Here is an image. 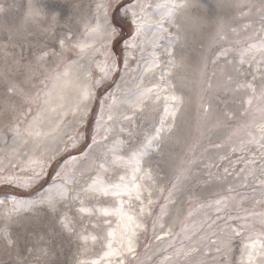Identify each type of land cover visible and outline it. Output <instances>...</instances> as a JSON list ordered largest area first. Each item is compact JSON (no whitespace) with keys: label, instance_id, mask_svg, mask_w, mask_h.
I'll return each mask as SVG.
<instances>
[{"label":"rangeland","instance_id":"1","mask_svg":"<svg viewBox=\"0 0 264 264\" xmlns=\"http://www.w3.org/2000/svg\"><path fill=\"white\" fill-rule=\"evenodd\" d=\"M164 1L0 0V264H79L103 255L102 243L85 244L80 235L105 236L116 228L118 217L81 214L80 201L95 210L123 200L127 210L128 197H93L83 189L97 175L107 183H119L123 175L128 182L131 150L146 133L161 127L162 118L159 148L141 158L142 171L137 173H151V179L138 181L143 204L131 200L142 225L136 229L135 251L109 259L113 264L119 259L124 264H238L249 237L256 238L264 216V116L258 102L251 108L244 103L250 93L237 85L252 82L258 87L264 75L260 52L245 55L240 63L241 53L264 40V0H176L190 7L199 35L196 55L186 49L190 59L183 71L179 61L168 64L163 39L154 49L144 33L136 47L128 46L136 35L131 11L140 15L138 4ZM98 4L110 5L108 18L119 33L102 46L104 41L91 32L104 10ZM165 27L174 30L167 23ZM60 39L69 48L76 43L92 47L82 54L70 48L63 56L37 59L53 48L60 51ZM154 50L161 55L156 71L161 70L163 80L156 71L145 76L138 70V63ZM102 69L110 70L106 78ZM154 83L182 98L175 118L164 113L163 99L153 103L156 93L142 111L123 106L122 101ZM13 86L27 99L9 92ZM84 88L90 90V99L83 98ZM168 103L172 109L174 102ZM116 108L122 110L115 113ZM119 141L123 143L116 156L124 160L113 164L109 149ZM101 163L107 171L99 168ZM8 179L13 183H6ZM61 186L67 188V197L57 200L54 211L41 201ZM13 201L24 207L13 213ZM65 214L72 232L60 223ZM233 228L241 235H233ZM4 230L13 245L3 239ZM229 237L231 251L225 256Z\"/></svg>","mask_w":264,"mask_h":264},{"label":"snow or ice","instance_id":"2","mask_svg":"<svg viewBox=\"0 0 264 264\" xmlns=\"http://www.w3.org/2000/svg\"><path fill=\"white\" fill-rule=\"evenodd\" d=\"M140 8V15L136 13V11H131L132 15V23L136 26L135 32L136 35L133 37L132 42L128 44L129 47H136V39L140 37L142 34L146 32L152 33V41L154 49L156 47H159L157 44V40L159 39H165L167 34L168 36H171V34L168 32V28L165 27V24L172 27L179 28V25L176 24L175 21V13L178 9H181L185 7V4L182 3H176L175 0H165L164 3H157L155 5H145V4H138L137 5ZM98 8L104 9V25L97 23V25L91 29V32L96 34L97 36H100L102 39H104L107 43H111L118 35V31L111 22L109 21V7L110 5H104V4H98ZM152 7L153 11L151 13L148 12V8ZM0 11H3L2 8H0ZM129 9H125V13ZM55 18V17H53ZM68 40L71 39V37H67ZM180 37L177 35L174 39L169 38L167 40V46L164 47V52L168 56V64L170 66H175V58H174V52L173 49L175 47V44L177 41H179ZM91 44H83V43H76L72 44L70 48H78L80 50V53H84L86 48H91ZM59 48L60 51H57L55 48L51 49L50 51H45L42 53L41 56H39L38 60H43L46 57L49 56H63V52L65 50H70L69 46L66 44L65 39L59 40ZM260 52L262 56H264V40H262L258 45L253 44L248 47V49L245 50V52L241 53V59L240 63L243 64L244 56L248 55L253 52ZM226 50L221 52L220 55H226ZM151 60L148 62V66L146 67V71H151L153 68L159 67L160 64V56L159 54L154 50L151 54ZM255 58V57H253ZM115 68V62L113 61L112 65L110 66V70ZM110 70H104V76L105 78L110 74ZM67 71L64 73V75H67ZM170 74V71L169 73ZM161 79L163 80L164 77L162 76ZM231 79V77H229ZM256 80V77L253 76V81ZM99 83V81L97 82ZM142 83V80H141ZM139 87V86H138ZM170 87V86H169ZM238 89H245L247 90L250 95L248 96L247 100L244 101L248 105L249 108L253 105L254 101L258 102L260 107H258V111L261 113L262 116H264V75L261 76V83L257 87L252 82H246L243 84L237 85ZM9 92H16L18 95H20L22 98L27 99L24 97V93L22 89H18L16 86H13L8 89ZM156 93L155 99L153 100V103L159 102L161 99L165 101V107H164V113L166 115H171L173 118H175L176 112L178 111V105L182 103V98L178 95H176L173 92L169 93V88H161L160 85H155L150 88H146L143 90H140L134 97V99L127 101L128 106L134 110H143L145 102L151 98L152 93ZM168 93V94H164ZM84 99H90L91 92L88 88H84L82 92ZM168 102H174V106L172 109L169 107ZM113 104H115V98H113ZM103 111V106H102ZM247 111V109H246ZM86 115V112H85ZM113 116L110 114L108 116V120H112ZM124 119L130 120L132 117L125 116ZM164 120L161 119V127L158 129H155V133L152 135L145 134L143 140L140 142L139 146L131 150V155L128 159L129 163H134L135 167L133 168V174L131 175V178L128 182H125L126 177L120 176L119 177V183H107L105 180L97 175L93 180L92 183L87 185L83 189L84 193L89 194L90 196L96 197V196H114V197H122L127 196L129 204V208L125 210L124 208V201L120 200L118 206L116 207H103L98 209L88 208L84 207V201L81 200V207L78 209V211L81 214L84 215H92L93 212H98L101 216L104 217H110L115 216L118 217V220L116 222L117 226L116 228H112L111 230L107 231L105 236H98V235H92V234H81L80 239L87 244L89 241H91L93 244H96L98 242L102 243V247H104L106 250L103 252V255H101L98 259H94L91 261H79V264H101V261H105L106 264H113V262L109 259L111 257H122L125 252L132 254L135 251L134 248V238L136 236V229L141 228L142 225L139 224L135 216L133 214V210L131 207V200L133 197L137 201H141V195L143 185L138 181H143L145 177L148 179H151V173L150 171H144L143 176H137V173H140L142 171L141 168V158L145 155H147L155 146L157 149L159 148V141L161 139V133L164 131ZM98 129L100 127L99 121L97 122ZM31 127V126H30ZM172 126L169 125L168 130L171 131ZM261 132L264 133V124L260 125ZM27 131V130H26ZM110 131V129H108ZM123 131V129H122ZM17 135H20L19 129H16ZM28 135H31L32 133L29 131L27 132ZM104 139H107V136L104 137ZM95 142V137L93 138ZM261 140H264V135L261 136ZM122 141L117 142L116 145L111 147L109 149L110 152L113 153L114 159L113 164H119L123 162L124 158L120 156H116V152L118 150L119 145H122ZM260 147L264 149V144H261ZM99 168L103 171H107V168L103 163L99 164ZM6 183H13L12 179H8L5 181ZM67 188H64L61 186V190L56 194L52 195L50 194L48 197L44 198L42 203H47L54 211L56 207V202L58 199H64L67 197ZM150 195V194H149ZM223 200H217V204L223 203ZM149 203H151V200H149ZM4 204L3 201H0V205ZM141 204H143V201H141ZM24 205L22 203H18L13 201L11 211L18 212L21 208H23ZM140 212H144V207L142 206L140 208ZM60 223L62 227L67 230L68 232L73 231L72 227V221L68 218V216L65 214V216L60 220ZM105 224H111L112 221L105 220ZM260 231L257 232L256 238L252 239L251 236L249 237L250 243H246L244 245V250L241 253V259L238 262V264H264V216L261 217L260 221ZM162 227V225H161ZM247 227L255 228V225H247ZM232 234L235 236L241 235L240 231H237V229L233 228ZM119 237V238H118ZM3 239L6 241V243L11 246L13 245L14 241L10 238V235L7 230L3 231ZM114 244H117L118 247H114ZM224 249H225V256H227L231 251V237H229L224 242ZM217 251H220L218 248ZM115 264H124L123 259H119L115 262Z\"/></svg>","mask_w":264,"mask_h":264},{"label":"bare ground","instance_id":"3","mask_svg":"<svg viewBox=\"0 0 264 264\" xmlns=\"http://www.w3.org/2000/svg\"><path fill=\"white\" fill-rule=\"evenodd\" d=\"M165 2V1H164ZM176 2V0H175ZM192 15V12H191V9L190 7H183L181 9H178L175 13V21H176V24L179 25V28H176V27H173L174 30L172 31H168L171 36H168L167 34L166 35V38L163 39L164 41L163 42H167V40L169 38L171 39H174L177 35L180 37L179 41L176 42L175 44V47L173 49V52H174V58L176 61H179L183 64V66H181L180 70H184L186 68V65L189 63V59H190V54L188 55L186 49H190L191 50V56H195L196 55V42L198 41V34L197 32L195 31L194 27L192 26H195L197 25V21H196V17H194V21L190 20V16ZM100 20H99V24H101L102 26L104 25V10L102 11L101 13V16L99 17ZM109 19V18H108ZM151 32H147L145 33V37L147 38V40L149 39V41H152L153 37H152V34H150ZM99 39L101 40V42L104 41L102 45H105L107 44V42L102 39L100 36H98ZM145 38V39H146ZM144 39V40H145ZM162 39H159L157 40V44H159L161 42ZM91 42V41H90ZM192 42V46H194L193 48L190 47V43ZM151 43V42H150ZM149 43V45H150ZM162 43V42H161ZM163 44V43H162ZM162 48H163V45H161ZM160 46V48H161ZM152 47V46H151ZM165 47V46H164ZM192 48V49H191ZM150 50V49H149ZM153 50V49H152ZM163 50V49H162ZM80 51V50H79ZM158 52V51H157ZM82 54V53H81ZM148 54H151V53H148ZM141 56V55H140ZM147 56V54L145 55ZM161 56V55H160ZM144 57V55H143ZM167 57V60L169 59L168 56ZM165 57V58H166ZM144 60L140 61L138 63V70L140 71V74H145L146 76V73H153L155 72L158 68H153L151 71H146V67L148 66V62L151 60V56L149 57H144L143 58ZM166 60V59H165ZM86 62V61H85ZM160 62H161V59H160ZM163 63V62H162ZM170 67V66H169ZM174 69V68H173ZM171 69L168 68V71H170ZM182 70V71H183ZM139 73V72H138ZM156 73L160 74L161 76L163 74H161V70L160 71H156ZM155 73V74H156ZM158 76V75H157ZM85 81L87 82L89 80V74H88V70L86 69V66H85V71H84V75H83ZM140 77V76H139ZM141 78V77H140ZM155 81V80H154ZM138 83V81H137ZM154 85H157L156 83H154ZM153 87V86H152ZM161 87V86H160ZM163 88V87H161ZM135 90V89H134ZM155 93V92H154ZM134 99L133 97H129L127 98L126 100L122 101V104L124 107L128 106V103L127 101L129 100H132ZM119 106V104H118ZM129 107V106H128ZM122 110V108H116L115 109V113L118 112L119 110ZM83 115H85V112L83 113ZM131 139V138H130ZM131 155V154H130ZM135 167L134 163H130L128 165V170H130L128 172V178H131V175L133 174V168ZM162 238V237H161Z\"/></svg>","mask_w":264,"mask_h":264}]
</instances>
